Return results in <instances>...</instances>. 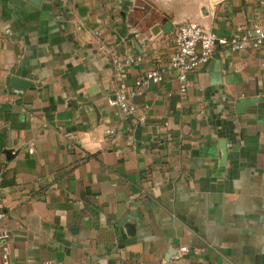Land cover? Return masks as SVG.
Wrapping results in <instances>:
<instances>
[{
    "label": "crops",
    "instance_id": "obj_1",
    "mask_svg": "<svg viewBox=\"0 0 264 264\" xmlns=\"http://www.w3.org/2000/svg\"><path fill=\"white\" fill-rule=\"evenodd\" d=\"M185 19L264 30V0H0V264H158L183 246L178 264H264V43L217 45L184 92L170 70L133 115L108 103L166 64ZM12 77L32 84L11 93Z\"/></svg>",
    "mask_w": 264,
    "mask_h": 264
},
{
    "label": "built area",
    "instance_id": "obj_2",
    "mask_svg": "<svg viewBox=\"0 0 264 264\" xmlns=\"http://www.w3.org/2000/svg\"><path fill=\"white\" fill-rule=\"evenodd\" d=\"M264 43V30L259 25L248 28L237 27L233 35L229 37L218 36L212 30L189 19L175 23L172 29L173 49L165 65L152 66L143 75L136 79L134 87L125 90L121 87L115 88L112 96L108 99L110 106L116 107L123 115H133L136 105L133 99L142 95L150 82L159 83L170 70L177 72L180 82V91L187 88V76L195 71L200 65L206 63L214 54L216 46L228 48L233 51H241L247 48H255ZM138 55H129L125 59L112 57L113 78L119 80L124 72L126 63L137 62ZM144 120V117H140ZM113 134V130H107ZM5 217V212L0 208V221ZM3 234L0 238L6 237ZM188 252L186 246L180 247L168 260H161L158 264H178L181 257ZM7 263V255H3V263Z\"/></svg>",
    "mask_w": 264,
    "mask_h": 264
},
{
    "label": "water",
    "instance_id": "obj_3",
    "mask_svg": "<svg viewBox=\"0 0 264 264\" xmlns=\"http://www.w3.org/2000/svg\"><path fill=\"white\" fill-rule=\"evenodd\" d=\"M30 3H32L35 6H38L40 4L41 0H27ZM32 83L26 79L18 78V77H12L11 84L9 85V89L11 93H20L21 91H24L27 86L31 85ZM255 102L254 99L247 97L239 100L236 103V109L238 112H242L244 107L252 105ZM139 126H137L135 130V135L138 136L139 134ZM225 158V150L222 147V159Z\"/></svg>",
    "mask_w": 264,
    "mask_h": 264
}]
</instances>
